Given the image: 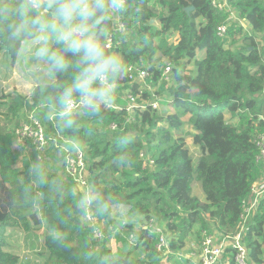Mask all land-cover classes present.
I'll list each match as a JSON object with an SVG mask.
<instances>
[{"label":"trees","instance_id":"16d2710c","mask_svg":"<svg viewBox=\"0 0 264 264\" xmlns=\"http://www.w3.org/2000/svg\"><path fill=\"white\" fill-rule=\"evenodd\" d=\"M229 1L253 32L259 38L264 36V0ZM21 4L27 1L0 0V8H19ZM190 6L193 9L187 11ZM51 11L46 14L48 18ZM34 14L22 21L14 13H0V62L8 53L14 59L23 43L38 35L39 28L28 25L14 38L10 27L26 23ZM106 15L91 31L103 44L112 34V47L105 52L115 53L122 60L120 71L109 80L117 84L111 103L126 104L120 96L123 89L136 94L138 84L127 85L130 65H143L152 72L146 79L148 84L158 81L166 63L161 57L154 59L158 52L172 63L175 83L170 87L163 81L166 98L161 101L171 104L175 111L163 116L156 110L136 107L133 118L126 122L125 111L107 109L101 103L98 111L83 106L76 113L61 116L65 106L61 97L78 74L82 56L66 51V45L56 40L44 41L43 46L66 57L69 67L54 70L44 57L52 80L36 84L27 96L0 95V104L6 105V112H0V264L22 263L19 255L9 250V230L21 229L27 239L42 226L41 264H160L162 256L155 249L156 235L147 229H141L133 249L127 252L112 253L98 246L82 220L86 207L81 201L86 197L75 190L74 179L37 160L34 151L24 155L14 149L13 130L19 123L11 126L10 117L17 115L18 119L21 107L36 109L34 116L52 129L57 144L63 146L69 138L84 151L91 179L90 209L97 219L107 220L119 206L145 219L156 217L168 232L172 252L181 249L195 232L200 235L198 228L221 234L235 231L242 203L251 196L253 184L263 173L251 139L264 131V99L258 97L264 89V43L260 48L252 34L244 37L246 32L236 23L228 27L225 38L217 37L216 27L226 15L214 9L210 0H127L126 11L119 14L125 32L115 25L113 13ZM176 34L179 40L174 44L169 39ZM200 50L205 55L197 59ZM191 63L195 68L189 73ZM79 97L74 93L72 99ZM151 98L150 90H143L138 103ZM45 109L56 118L50 120ZM224 110L238 119L236 125L225 119ZM187 113L194 130L192 143L199 150L195 163L184 135L179 134ZM161 121L166 126L158 125ZM21 156L22 165L17 168ZM62 159L65 167L64 153ZM149 159L153 160L151 165ZM193 180L200 183L204 202L192 195ZM246 237L251 263L264 264V195ZM117 239L126 241L122 236ZM137 247L143 252L140 257L131 254Z\"/></svg>","mask_w":264,"mask_h":264},{"label":"rangeland","instance_id":"374dc122","mask_svg":"<svg viewBox=\"0 0 264 264\" xmlns=\"http://www.w3.org/2000/svg\"><path fill=\"white\" fill-rule=\"evenodd\" d=\"M231 9L234 11V13L238 17L239 15L236 9L233 8V6L231 7ZM113 16H114V13H113ZM239 19H241L242 21H239L236 24H240L242 22V25L241 24L240 25L243 27L244 32H246V33H243V36L252 34L254 36V40L256 41V43H258V46L261 48L262 44L264 43V36H261L259 38L258 33L253 32L248 21H246L245 19L241 17H239ZM115 25L117 26V23H115ZM155 25L159 27L158 22H156ZM230 25H232V23ZM243 36L242 38L245 37ZM45 37H47V39H45ZM49 39L56 40L53 34H48V33L39 31L38 35L34 39L23 43V45L21 46V49L16 53V56L14 59H12V55L10 53L4 54L2 56L1 62H0V95L20 94L23 96L25 95L27 96L31 93L33 87L36 86V84L48 82L53 79V76L50 72V69L48 67L46 60L44 59V57L37 55V50L43 46L44 41L49 40ZM178 40H179L178 34H176L175 36L169 39V41L173 42L174 44H176ZM241 42L242 41L240 40L238 44ZM200 51H204V50H200ZM200 51L196 52V58H198L201 55ZM204 55H205V51H204ZM153 57L154 59L161 57L163 62H168V60L165 57L161 56L160 53L158 52H156ZM194 68L195 67L191 63L190 65L187 66V72L192 73V71H194ZM166 84L167 86H170V87L173 86L175 84L174 79H172V81ZM147 85H148L147 88L151 89L152 93L157 92L155 94V97H157L158 103L155 109L151 107L150 103L149 105H146L142 109L143 110L145 109L156 110L159 113V115H163V116L170 114V113H174L175 109L171 106V104L162 103L163 98L164 99L166 98V90L162 88V85H165L163 81H156L155 84L153 83V84H147ZM161 89H162V93L159 92ZM122 93H125V89L122 90ZM143 103H146V102H143ZM104 105L107 108L105 102H104ZM34 111L33 109H27L26 107H21V109L19 110L18 119H17V115L10 117V125L14 126L17 122L19 124L23 123L27 119L30 121V119L32 118L40 121L36 116H34V114L36 113V109ZM45 111H47L46 113L47 116L49 114L50 120L51 118L52 120L56 118L55 114L51 112L50 110L45 109ZM0 112H6L5 104H0ZM76 112H78V110L75 112H72L71 114L76 113ZM188 115L189 114L187 113L182 117V120L185 122V124L182 127V132H180L179 134L184 135L186 146L189 148L190 155L192 156V159L195 163L199 155V150L192 143V133L194 132V130L191 129L188 123V117H189ZM226 116H229V114ZM236 123L237 122H232L233 125H236ZM42 125L44 126L45 131L48 130V134H47L48 144L44 152V155H45L44 161L46 162L47 166H51V167L53 166L55 170L59 171L60 173L63 172V175L67 176L68 174H67L66 168L62 166V163H63L62 154L64 153V147H68V146L65 143L63 146H60L59 144H57V142H55L52 138V129L49 130V127L46 123H42ZM158 125L166 126L165 122H162V121L159 122ZM256 134L257 133H255L252 136V138ZM71 142H72V146L74 147L78 146L77 141L72 140ZM13 143H14V139H13ZM53 143H56V144L52 145ZM27 151L29 152V149H27ZM24 155H26V152H24ZM22 157L23 156H21L20 159L16 163L17 168H21V165H22L21 158ZM86 166H87V162H86ZM86 166H85V170H83L82 172V175H83L82 179L81 180L74 179L75 190L82 193L85 197L88 196L89 198H92L91 188H90L91 179H90L89 172ZM257 187L254 188L255 191H257ZM262 187L263 185H260L259 188H262ZM199 191H200V183L197 180H193L192 182L193 196H197ZM153 217L155 216L153 215ZM252 217H253V214L249 213L248 221L246 223L244 222L242 223L244 232L246 228L248 229V224L250 223V220L252 219ZM155 220L157 224L161 223L158 221L156 217H155ZM147 221L148 219H145L143 215L138 214V213L127 212L123 208V206L115 207L112 210L111 216H109L107 220L102 222V220L97 219V224L99 228L102 231H104L106 235V238L103 241L97 242L98 246L107 247L111 251L121 248L127 252L133 249V244H131L132 246H130L128 242H126L127 240L125 242L123 240L119 241L117 237L118 236L123 237V234L131 232L134 234L135 242H137L139 238V234L141 233V229L145 227V224ZM123 222H125V224H123ZM198 230H200V235H198L197 232L192 234L191 237L186 242L187 245L190 244L189 242H193V244H197V245L201 243L202 231H204V229H202L201 227V228H198ZM13 233L14 234H11L12 236L10 235L12 237V241H10V245L12 246H9V250L19 255L20 262L22 261V263L20 264H37V263L41 264L43 261V258L42 256H40L39 253L44 252L42 248H43V235L45 233V227L42 226L40 228L34 229L33 233L27 239H25V234L21 229H14ZM245 241L247 242L246 234H245ZM131 254L135 257H140L142 256L143 252L139 247H137L134 249V251L131 252ZM174 255L176 259L172 255V257L170 258V262L180 261V260H177V255L176 254ZM168 260L169 259H167L166 256L163 255L161 256L160 264H169Z\"/></svg>","mask_w":264,"mask_h":264},{"label":"built area","instance_id":"2783aa9c","mask_svg":"<svg viewBox=\"0 0 264 264\" xmlns=\"http://www.w3.org/2000/svg\"><path fill=\"white\" fill-rule=\"evenodd\" d=\"M28 3V0H26ZM214 7V9L223 12L226 16L224 21H222L216 27V36L220 39H223L228 34V27L231 23H238L242 21L239 19V16L234 13L231 9L232 4L229 0H210V5ZM115 23H117V28L124 32L125 27L123 23L120 21V15L118 13L114 14ZM242 25V22L240 23ZM239 24V25H240ZM105 45H107L106 49H111L112 47V35L108 34L106 37ZM152 72L147 67H142L138 65H130L127 68V85L138 84L136 94L132 93L129 88L125 89V93H121L120 96L126 102L125 105L117 104V103H108L105 101L107 108L115 110V111H125V121L128 122L134 116V108L140 107L144 108L146 105H151L153 109L156 108L158 99L155 97V94L152 93L151 89L147 88L146 79L150 77ZM172 63L166 62L164 67L161 70V74L158 78V81H164L169 83L172 81ZM109 83H111L109 81ZM115 84V87L117 84ZM143 85V86H141ZM150 90L151 92V100L142 99L141 102L138 103V100L141 98V92L143 90ZM82 97H79L77 100L72 99L70 102L65 103L62 113L67 112L71 114L79 110L83 107ZM146 102V103H143ZM139 104V105H138ZM156 104V105H155ZM262 118V116H259ZM111 129H115V123L110 124ZM13 139H14V149L19 153H24L29 151H34L37 160L42 161L45 159V149L48 144V137L45 133L44 126L42 123L34 118L28 120V122L20 123L13 130ZM253 145L257 149L256 161L263 163L264 166V131L257 133L252 139ZM70 141V142H69ZM64 140V143L68 147H64L65 154V168L69 177H72L75 180H81L83 175L82 172L85 170L86 160L84 151L81 150L78 146H72L71 140ZM142 156V153H140ZM153 163L152 159L148 160V164L151 165ZM254 191V188H252ZM251 196L244 200L242 203V214L240 216V222L236 227L235 231L231 234H221L217 231L208 232L207 230L202 231V241L200 243V248L198 252H172L169 248V236L167 231L165 230L162 224H157L154 218H149L145 224V229L149 232H152L156 235L157 241L155 243V249L161 253V255L166 256L169 253H173L177 255L178 260H187L190 259V264H252L249 259L247 242L245 241V232L243 231L242 223H246L248 221L249 213H254L255 207L257 204L256 191L253 192ZM262 190H257V193ZM255 195V196H253ZM86 198H89L88 196ZM85 212L82 216L83 221L90 227V235L95 242H101L106 238L104 231H102L98 224L96 216L90 209V204H87ZM125 224V222H123ZM244 234V235H243ZM123 238H125L130 246L136 244L133 233L123 234ZM227 255L229 257H227Z\"/></svg>","mask_w":264,"mask_h":264},{"label":"clouds","instance_id":"9594fccd","mask_svg":"<svg viewBox=\"0 0 264 264\" xmlns=\"http://www.w3.org/2000/svg\"><path fill=\"white\" fill-rule=\"evenodd\" d=\"M126 9L127 0H28L19 8L4 5L0 13L5 16L14 13L23 21L35 12L26 23L10 25L14 38L31 25L41 32L52 33L58 43L66 45V51L81 54L82 66L72 84L65 88L61 102H70L76 93L83 98L84 107L98 111L101 103H111L115 84L109 83V80L120 71L122 60L115 53L106 54L107 45L91 29L106 19L107 13L123 14ZM49 10H52L51 18L46 15ZM37 55L46 57L54 70L65 71L69 67L65 56L50 51L46 46L39 48ZM97 84L100 86L96 87ZM62 115L68 116V113ZM91 199L82 200L81 205L90 204Z\"/></svg>","mask_w":264,"mask_h":264},{"label":"crops","instance_id":"0c3cea01","mask_svg":"<svg viewBox=\"0 0 264 264\" xmlns=\"http://www.w3.org/2000/svg\"><path fill=\"white\" fill-rule=\"evenodd\" d=\"M200 53H201V55H200L197 59H201V58H203V56H204V51H200ZM197 55H198V54H197ZM256 97H257V96H256ZM258 97L264 99V89L262 90L261 94H260ZM225 113H226V114H225ZM228 114H229V116H226V115H228ZM188 116H190V114H189ZM224 117H225V119H226L227 121H231V122H237V121H238L237 118H231L232 115H231L230 112H228L227 110H224ZM262 117H263V116H262ZM188 118H189V117H188ZM262 164H263V163H262ZM258 183H259V185H258ZM257 185H258V187H257ZM260 185H263V187H262V188H259ZM252 187H253V188L257 187V190H262V191H260V192H258V193H257V191H256V194H255L256 196L253 195V196H255L254 198H256V200H257V204H256L255 211H254V213H255L256 210H257V208H258L259 202H260V200L262 199V197H263V195H264V166H263V173H262L261 176L259 177L258 181H256V182L253 184ZM253 192H255V190H254ZM192 195H193V194H192ZM195 197H197V198L199 199L200 202H204L205 198H204V193L202 192L201 187H200V191H199L198 195L195 196ZM254 213H253V215H254ZM210 224H211V221H210ZM143 229H145V227H143ZM213 231L217 233V231H216L215 229H214ZM9 232H11V234H14V233H13V232H14V229H13V230H9ZM11 236H12V235H11ZM11 236H10L9 238H7L8 243H9V246H12V245H10V241H12V237H11ZM189 243H190L189 245L185 244L181 249L177 250V252H178V251H179V252H183V253L198 252V250H199V248H200V247H199L200 244H199V245H197V244H193V242H189ZM119 248H120V247H119ZM118 250H121L122 252L124 251V249H121V248H120V249L112 250V253H115V252H117ZM170 254H171V253H170ZM172 255H173L174 258L176 259L175 255L172 253V254L169 256V260H168V263H169V264H190V263H191V260H190V259H187V260H180V261H178V262H175V261L170 262V258L172 257ZM227 257H229V256L227 255ZM177 260H178V259H177ZM181 261H182V262H181Z\"/></svg>","mask_w":264,"mask_h":264},{"label":"water","instance_id":"95a60500","mask_svg":"<svg viewBox=\"0 0 264 264\" xmlns=\"http://www.w3.org/2000/svg\"><path fill=\"white\" fill-rule=\"evenodd\" d=\"M191 9H193V7H192V6H190V7L186 8V10H187V11H188V10H191ZM150 22H152V20H151Z\"/></svg>","mask_w":264,"mask_h":264}]
</instances>
